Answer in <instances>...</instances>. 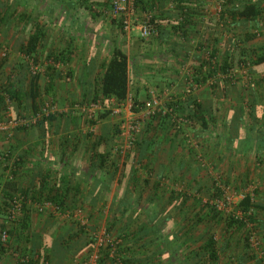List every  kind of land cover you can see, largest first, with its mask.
Here are the masks:
<instances>
[{"label":"rangeland","instance_id":"374dc122","mask_svg":"<svg viewBox=\"0 0 264 264\" xmlns=\"http://www.w3.org/2000/svg\"><path fill=\"white\" fill-rule=\"evenodd\" d=\"M1 1L3 2V6H5L6 3H14L13 0ZM46 1L47 0H25L19 8H22L23 12H26L32 18L35 17L39 24L44 28V31L47 34L44 41L46 49L50 48V46L56 50L63 49L64 45L68 42L69 33H71L74 40L70 50L73 51L75 56H69L71 61L68 63L53 62V60H51V64L54 63V73L56 71L59 75L55 77L54 74H49V76H51L49 78L45 67L49 65L50 62L44 58L45 54L40 57V67L37 70V73L39 74L37 84L40 87V96L37 101L38 104L36 113L32 108H30V106L26 107L25 102L20 103V100L18 101L19 104L17 101H14V103L7 102L4 105H0V123H6L11 118L25 120L28 123L27 126L8 128L7 132L0 131V156L9 154L8 160L3 161L2 167H4V163L6 162L11 165L14 159L21 158V160L18 161V170H13V168L9 166V168L14 171L12 175L18 189L30 187L33 190H37L39 187L37 174L34 177H28L30 172L28 169L31 167L28 163L33 164L32 166L34 168V172L37 169L35 173L40 171L42 174L49 175L50 182L55 181L57 177H59L58 175L61 174L58 173L56 165L53 164V159L52 162L51 159H49L51 158L49 155H47V159H49L48 161L44 160V158H40L38 155V149H42L43 145H45L46 147H44L48 149V154L55 155L53 154V151L57 153L62 152L61 149L63 142L59 144L60 148L54 150V148H50V146H57L52 143V138L48 139V136H46V133H51L53 131L55 125L54 122L56 120L60 121L61 116L69 115L72 119H75V124L73 123L72 125V130L75 132L74 140L81 134L87 135V139L90 141L98 135H103V133L107 135V132L109 134L111 131L114 135H117L119 139V125L123 120H127L132 117L130 116L128 110L122 109L120 114H116L113 112L116 107H104L99 101V106L97 108H91L89 105L94 103L92 102V93H95V89L92 90L91 87H89V93L87 94L88 97L82 100V92L78 90L79 86H75L76 89L72 88V86H74L76 81H81V74L85 71L88 57H90V59L93 58V61L95 62L94 66H97L98 72H94L93 74V76H95V73H99L98 65L110 58L109 50H105L111 49L112 45L116 44L121 47H127V45H129V47H127L128 51L135 55L136 51H139L138 48H136L137 46L139 47L136 42L140 45L142 43H149L148 40L145 42L141 41L138 30L135 29V25H133V27H131L132 29L128 32H124L120 27V21L116 18H112L108 9L106 11L100 10L102 7L100 9H95V6L92 4L90 7L92 9L94 8V10L85 13L83 20L85 28L83 31L81 29L75 32L78 25L76 19L71 23L74 24L73 26L70 24V26H68L69 28L65 29V25L67 23L66 16L69 14L75 16V11L77 10L76 7L70 9L67 4H64L61 8L55 10L54 15L50 16L45 10ZM203 1L206 4L205 15L208 18V20H206L208 25L205 28L212 30L215 33L214 35L218 37L216 39H218L220 43L219 51L222 53L224 48H226L230 43V41L227 40L230 33L234 49H237V45H239L238 48L248 46L253 49L256 45L264 41V17L261 22H256V24L253 25L240 24L237 29L235 24L228 25L224 22H217L221 11L220 0ZM169 2H173V0H169ZM262 4L264 5V2ZM63 7L66 12L63 11ZM136 11V18L138 19L136 23H139L143 16L141 6L136 5ZM43 13L44 16L42 15ZM91 13L94 15H91ZM49 18L53 20L52 23L46 22ZM198 22H201V20ZM199 26L200 24L196 27H192V31H196V28ZM16 28L17 27H15L14 22L7 21L4 24L3 22L0 23V83L2 85L6 84V79L10 78L12 83L16 86V89H18L17 91L19 94L22 95L24 90H27L30 79L32 78L31 74L33 75V73L31 68L24 70L22 66L25 59H23V56L19 52V46L20 43L24 41L26 34L24 33L25 35L21 36L20 31L15 32ZM188 29L191 28L188 27ZM179 32L182 33L183 31L180 30ZM253 34L256 35V40L252 38L250 41H246L243 44L241 41L238 43L235 40L236 38L237 41L238 39L242 40L241 36ZM92 41L96 46L101 45V47L104 48V51H98L96 53L95 50H92L88 53L91 55L88 56L84 48L85 45L90 46ZM205 47L206 46H204V55L208 58L211 47ZM3 53H5L4 57L2 56ZM215 60H220V58L216 56ZM70 64L74 67L73 76H69L68 74ZM256 68L260 70L261 76L264 77V64H261ZM187 69L189 70V73H191L192 70L189 67H187ZM246 71V68L237 67L229 72L228 77L231 78L234 83L231 90L223 87L224 85L222 86L219 83H216L213 88L212 84L217 79L216 76L211 79L208 84L203 85V87H195L192 85L193 90H191L188 94H190V96L194 99H199L202 104L205 105L204 101H202L203 96L198 95L200 92L214 96L216 99L210 103L212 108L214 107L212 111L214 116L211 118L210 131L208 134H202L200 125L193 122L191 123L189 118H186L184 115H180L178 113L176 115L177 117L183 118L184 116V119L187 121L186 123L179 125L181 127L179 132L181 134H178L179 136L177 137L174 135V127L177 129V124L174 127L168 126L159 129L156 119L142 118L140 115L141 112L139 111V115H137V117L140 116L141 119H144L141 131H144L145 129L147 130L144 131L143 137L151 138L155 141V143H158L153 148V154H151L149 159H147L145 157L141 158V154L139 152L136 153V155L132 152V148L124 155L119 154L116 150L113 152L111 148L108 150L109 152L111 151L112 158L116 161L114 165L117 167L115 175L113 177L108 176L112 177L111 193L116 194L117 191L123 192L125 184L127 181H130V187H127L129 185L126 187L128 191L131 190V202H134L135 199V202H139L141 207H148L151 205L153 207V205L155 206L157 203L160 204L164 214H166L169 219L166 226L170 228L171 232L179 230L177 237L181 245H184L183 248L181 247L179 255L183 254L188 256L190 250L199 249V247L203 244V238H205L206 233L209 232L214 234L217 242H223L225 240H221L219 238L222 236L226 238V241L229 243L228 245H232L227 252L220 253L218 262L216 263L229 264L232 260L239 258L244 253H248L243 240L245 229H252L253 233L258 231L257 229H253L251 225L243 229H231V227H228L226 219L229 215L239 213L237 208L240 201L239 195L251 192L255 185L260 187L261 191L258 192L257 196H254V199L264 202V180H260L261 174L264 175V160L263 162L258 161L251 151H247L239 155L229 152L226 148L228 144H226L227 142L225 138L222 140L210 138L212 135L216 134H222V136L225 135L226 130L224 128V124H222L223 117H226L224 121L227 123L229 116H231L232 113L230 110H232L236 104L235 101H240L242 106L245 104L247 105L248 99L245 95L248 97L252 96L256 103L258 102L260 103L259 105L264 107V85L258 81V78L252 81ZM136 72L137 71L135 69L130 75L131 89L128 94L131 97L134 95V89H132V87H134L133 84H137L135 80L137 77ZM142 72L144 71L141 70V73ZM35 73L34 75H36ZM52 77H54L53 81L50 80ZM141 79L143 81L137 84L139 87L141 85L143 88L150 90V85L152 84L153 86H151V88L155 92L157 87H155L156 85L154 86V79H151L150 77L148 78L146 74H142ZM166 79L162 81V91L168 93L172 100L182 102L181 92H185L184 95H186V91H173L174 88H172V82H170L169 79ZM21 82L24 83V86L20 85ZM204 86L205 89H203ZM64 88L66 89L64 90ZM69 89L74 91L78 90L75 91L74 98H71V100L65 97L59 98L62 94L69 93ZM162 91L158 92L157 95L161 96L160 100L162 106H164L165 94L162 95ZM151 95L152 94L147 95L149 98L146 99H150ZM146 99H142L140 102L142 103L143 101H147ZM246 107H249V105ZM44 108L46 109L45 112H43ZM108 111V114L105 116L102 115L104 112ZM60 113L62 115H59ZM222 114L224 115L222 116ZM47 115H55L53 122H44ZM147 125H149V127ZM21 127L25 130H21ZM238 127L240 128L241 125ZM37 130L42 132L45 138H41L39 135L38 137ZM28 132L31 133L28 134ZM255 134L257 133L255 132ZM28 137L33 139L29 142L30 146L26 147L29 150L25 148V145L29 140ZM105 139H107L106 136ZM121 141L122 140L120 139L118 140L117 146L121 143ZM32 146L33 148H30ZM99 150H105L103 143L98 147L97 151ZM61 157H59V159ZM259 159L264 158L261 157ZM182 162L184 164V168L180 170L179 164ZM2 167H0V185H3L7 176L11 175L9 169L7 170V168L4 169ZM131 169H134V177L130 176L132 171ZM72 180L76 181L73 178ZM218 189L219 191L221 190V192L217 193ZM86 190L90 191L91 195H94L92 188L90 186L87 187L85 184L83 190L84 193H86ZM171 191L174 194H177L172 200L169 198ZM111 193L108 196H110ZM179 194L185 195L184 200H186V203L182 202L183 197ZM34 196L37 197V195ZM107 200L108 198L103 205L98 203L96 210L91 214V216H88L89 211L86 210L81 213V218L84 220V223L81 224L79 222V224L85 225V231H87L89 235H95L96 242L94 245L86 246L84 242L86 240L88 241V238L80 234L81 236L78 239L75 238L76 241H73V243L70 244L68 248L69 250H62L60 252L62 259L55 264H83L86 261L85 258H88V256L94 252H97L100 257L107 251L109 258H112L113 256L115 257L114 249H121L123 245V243L120 244L121 239L126 238L125 236L130 234L132 236V234H136L137 231L143 229L145 219L143 217H139L138 214L132 217H125V219L122 217L117 220L116 218V222H118V224L113 228L108 227L107 224L111 225L112 215L108 216L109 218L104 221V214L102 213L103 209L105 211L108 207H111L110 201ZM36 205L37 204L31 205L32 228L36 229V231L42 232L44 230L47 234H51L52 237L58 233V236L66 239L68 234H71L75 231V229H77V220L72 216L73 211L60 210L59 213H54L51 209L47 208L39 213L35 208ZM209 205L214 207L220 213L219 217H216V219L212 217H205ZM4 217V215L0 216V224L5 223L10 228H16L13 223H10ZM262 226H264V221L261 227ZM149 237L150 238L139 240L137 243L138 247L142 244L144 245L148 243L147 241L151 239L152 236ZM255 237L258 244L254 247L251 246V248H253L255 253L257 252L260 254L259 252L262 249L263 244L258 238V232ZM237 238L238 242H236ZM7 241L8 244L13 245V241L11 239H8ZM46 242L47 240L45 243ZM25 243L26 242L21 240L17 245L19 248H23L26 245ZM147 245L148 246H146L144 250L147 249L146 252L149 255V253L155 249L156 243L153 241ZM7 247H5V256L8 255L10 259L20 258V253H15L13 255L11 249H8L10 247ZM74 247L77 249L76 253L73 252L75 251ZM140 248H138V251ZM70 251L75 253V255L73 253L69 254ZM249 254L251 253L249 252ZM5 256H3V258H5ZM136 257L141 258L140 253L136 254ZM70 258L73 259L70 260ZM158 260L162 262L163 258L159 256ZM153 263H156V261Z\"/></svg>","mask_w":264,"mask_h":264},{"label":"trees","instance_id":"16d2710c","mask_svg":"<svg viewBox=\"0 0 264 264\" xmlns=\"http://www.w3.org/2000/svg\"><path fill=\"white\" fill-rule=\"evenodd\" d=\"M13 1L14 3H6V5L3 6V2L0 0V23L3 22L4 24L7 21L14 22L15 27H17L15 32L20 31L21 36L26 34L25 38L23 37L24 41L20 43L19 46V52L23 56V59H25V62L22 63L24 70L28 68L30 69L31 66H37L39 69L40 57L45 54L44 58L50 62V64L45 67L48 78L51 77L49 74H54L55 77L58 76L59 73L56 71L54 73V63L51 64V60H53V62L63 63H68L71 61L69 56L71 54L70 49L74 40L71 33H69L68 42L66 45H64L63 49L55 50L51 48V46L50 48L46 49L44 41L47 37V34L45 33L44 28L39 24L35 17L32 18L29 14L23 12L22 8H19L25 0ZM167 1L169 0H136L135 3L136 5L141 6V10L144 13L152 11L151 9L155 4H164L167 3ZM188 1L189 0H173V3L177 2L178 4L182 3V5H186L188 4ZM109 2L110 0H47L45 2V10L51 16L55 14V10H58L64 4H67L68 8L70 9L76 7L77 10L75 11V16L71 14L67 15V23L65 25V29L69 28L68 26H70L73 20L76 19L78 23L75 29L76 32L81 29L83 31L85 28V23L83 22L85 13L94 10V8L92 9L90 7L91 4L95 6V9H100L102 7L100 10L106 11L108 9ZM263 2L264 0H220L221 11L219 19L222 21L232 22L236 25L237 29L238 25L240 24H256V22H261L264 17ZM185 7L186 6H184V9L181 10V14L184 17H181V19L175 25H172V28L176 31L183 30L185 24H188V18H192V12L194 11ZM62 9L64 12H66L64 7ZM42 15L44 16V13ZM91 15L94 14L91 13ZM153 18L154 16H152V25L153 28H155ZM52 21L53 20L51 18L46 20V22L49 23H52ZM172 22L173 21L169 20L170 25ZM71 25L73 26L74 24ZM120 27L122 29L121 24ZM255 37L256 35L253 34L241 36L242 40L238 39L237 41V38L235 40L238 43L241 41L243 44L246 41H250L252 38L256 40ZM204 46H206L205 48L211 47L208 41H206ZM237 46L239 47V45ZM238 47L237 49H234L232 45L231 52L220 60H215L216 55L214 50L211 48L209 57L202 59L198 63L199 67H195L191 71L189 76L192 85L195 87H203V85L208 84L209 81L216 76L217 79L212 84L213 88L215 87L216 83H219L222 86L224 85L223 87L231 90L234 83L232 79L228 77L229 72L237 67L246 68V73L249 75L252 81L258 78V81L264 85V77L261 76L260 70L256 68L257 66L264 64V41L256 45V47L253 49L248 46H243L242 48ZM109 54V60L107 62H101L98 65L99 73H95L96 75L93 78L94 82L89 83L88 86H93L91 87L92 90L95 89V93H92V102L95 103L99 101L104 107H119L127 99L129 93L130 75L136 69V67L134 66V63L132 64V61H130L127 53L121 46L116 44L112 45ZM91 61L92 59L89 60L88 66L93 67L95 62ZM93 68L96 69L95 66ZM35 74L36 75L31 74L32 78L30 79L29 86L27 90H24L22 95L19 94L17 91L18 89H16V86L12 83L10 78L6 79V84L2 85L0 83V105H4L7 102L14 103V101L18 102L20 100V103L25 102L26 107L30 106V108H32L36 113L38 104L37 101L38 97L40 96V87L37 84L39 74L37 72ZM68 74L70 76L71 72L68 71ZM218 75H220L221 78L218 77ZM83 76L84 78L86 77L82 74V77ZM53 78L54 77H52L50 80L53 81ZM20 85L24 86V83L21 82ZM88 93L89 89H86L85 87L81 93L82 100L88 97ZM245 96L248 99L245 100L248 101L247 105H249V107H246V104L242 106L238 100L235 101L236 104L232 110H230L232 113L231 116H229L227 123L224 121L226 117H223L222 124H224V128L226 130L225 135L222 136V134H216L212 135L210 138H217L220 140L225 138L227 142L226 144H230L231 148L238 151V153L241 151L247 152L252 150L258 161L263 162L264 159L259 158H264V107L259 105L260 103H256L252 96ZM131 101L133 105L131 109L132 112H139L140 107H142L143 104L136 99L135 95L131 97ZM204 103L205 105L196 99L184 102L174 100V102L166 104V107L171 106L174 113H179L180 115H184L186 118H189L191 123L193 122L200 125L202 134H208L210 131L211 118L214 116L212 114L214 107L212 108L210 103L208 104L205 101ZM108 113L109 111L104 112L102 115L105 116ZM59 115L62 114L60 113ZM223 115L224 114H222V116ZM184 116L183 118H185ZM54 118L55 115H47L44 122L49 121L51 123L53 122ZM152 119L157 120V126L159 129L168 126L174 127L176 125V123L170 122V116L168 115L163 117L158 115ZM239 125H241L240 128L238 127ZM147 126L149 127V125ZM20 129L23 130L24 128L21 127ZM179 129H181L179 125L177 126V129L174 127V135L177 137L181 134ZM144 131H140V133L137 135L135 143L132 147V152L135 154L139 152L141 154V158L145 157L149 159V156L153 154V148L157 145V143H155V141L152 139L143 137ZM255 132L257 134H255ZM103 139H105V137H99V140L95 141L98 143L94 146V150L95 147L98 148L101 145ZM8 157L9 154L0 156V167L3 166V161L8 160ZM19 160H21V158L14 159L11 165L6 162L4 163V167H2L4 169L7 168V170L9 169L11 175L7 176V179L3 185H0V216L4 215V218H6V220H8L10 223H13L16 228H10L5 223L0 224V260L3 258V256H5V247L8 246L10 248H7L11 249L13 255L15 253H20L18 264H55L60 259H62L60 252L62 250H69L68 248L70 244L73 243V241L75 242V238L78 239L81 236L80 234L88 238V241L86 240L84 242L86 246L94 245L96 242L95 235H89V233L85 231V225H80L79 221H76L77 229H75V231L71 234H68L66 239L58 236V233L52 237L51 234H47L44 230L42 232L36 231V229L32 228L31 205H43L44 203H49L50 205L59 208V210L64 211L79 210L82 213V211L86 210L89 211L88 216H91V214L96 210L98 203L103 205L104 201H102L103 199L101 196L111 193L112 177L117 172V167L114 165L116 161L112 158L111 151L109 152L107 150L104 152L99 150L93 152L90 164L85 171L81 173V171H76L77 169H72L71 171L59 174V177H57L55 181L50 182V176L42 174L39 171L37 173V180L39 183L37 190H33L30 187H25L23 189L17 188L12 174L14 169H19ZM44 160L48 161L49 159L44 158ZM60 162H64L63 156L57 162L53 160V164L55 165ZM9 166H11L13 170L10 169ZM111 167L112 169L110 170ZM183 168L184 164L182 162L179 164V169L182 170ZM81 174L85 175V179H81V181H83L85 184H88V187L90 186L92 188L94 195H91L90 191L87 190L86 193H84V196H82V189L79 182H75L73 185H71L72 179L70 175L78 176ZM130 176H135L134 169L131 171ZM262 179L264 180L263 174L260 176V180ZM129 183L131 182L127 181L123 192L117 191L116 194H113V198L115 199L113 202L116 204L115 208L123 218L124 216L132 217L137 210H142L144 212L143 216L145 219L144 227L140 231H137L136 234H132V236L130 234L125 236L126 238L121 239L120 244L123 243V245L121 249H114L115 257L113 256L112 258H109L107 255L108 252L106 251L102 256H98L96 264H216L218 262L220 253L227 252V250L231 248L232 245H228L229 243L226 241V238L221 236L219 238L221 240H225L223 242H217L214 234L207 232L205 238H203V244L199 247V249L190 250L188 256L183 254L179 255L181 247L183 248L184 246L181 245L177 237L179 230L171 232L170 228L166 226L169 219L167 215L164 214L160 204L157 203L155 206L153 205V207L152 205L148 207H141L139 202H131V190L128 191L127 189V187H130L131 185ZM259 191H261V188L255 185L251 194H246L245 197L239 201L237 208L241 214V219L235 218L232 214L228 216L226 222L228 227H231V229H243L248 227L247 224L251 225L253 229H257L258 238L263 244V247L259 252L260 254L254 252L249 243V236L252 232V229L246 228L243 240L245 242V247H247L248 253H244L239 258L232 260L229 264H249L251 262V264H264V226L261 227L264 221V202L254 199V196H257ZM219 192H221V190L219 191L218 189L217 193ZM34 195H37V197ZM171 195L169 196V198H171L170 200H172L173 197L175 198L177 194H174L171 191ZM179 195L183 197L182 202L186 203V200H184L185 195ZM15 203L19 204V210L17 215L14 218H11L10 210L13 208ZM219 214L220 213L214 207L209 205L205 217H212L216 219V217H219ZM116 218L117 217L113 214L111 216V225L107 224V226L110 228L115 227L118 224V222H116ZM2 232H5L7 235L5 241H1ZM257 232H254V235H256ZM149 236H152V238L147 242L150 244L154 241L156 243V247L148 255L146 252L147 249L144 250V248L148 246V243L144 245L142 244L140 246L141 248L138 247L137 243L139 240H143L144 238H150ZM8 239L13 241V245L8 244ZM21 240L26 242V245L23 248H19L17 245ZM46 240L47 242L45 243ZM236 242H238V238ZM74 248L75 251L73 252L76 253L77 249L76 247ZM138 248H140L139 251ZM73 252L70 251L69 254H72ZM249 252L251 254H249ZM75 253L73 254L75 255ZM138 253H140L141 258L136 257V254ZM159 256L163 258L162 262L158 260ZM71 259L73 258H70V260ZM155 261L156 263H153Z\"/></svg>","mask_w":264,"mask_h":264},{"label":"crops","instance_id":"0c3cea01","mask_svg":"<svg viewBox=\"0 0 264 264\" xmlns=\"http://www.w3.org/2000/svg\"><path fill=\"white\" fill-rule=\"evenodd\" d=\"M189 1H188V4H186V5H182V3L178 4L177 2L173 3V2H169V1H167V3H164V4L163 3L155 4L151 9L152 11H149V12L152 14V16H154V18H153L154 19V27H155L154 29L156 31V34L151 36L148 39L149 43H146V44L142 43L140 45L139 43L136 42V44L139 45V47L137 45H135V46H137L136 48H138L139 51H136L135 55L131 54V52L128 51L127 47H129V45H127V47H124V46L122 47L124 49V51L127 53L130 61H132V64L134 63V66L136 67V71H137L136 76L137 77L135 78V80H136L137 84H139L141 81H143L141 79V75L146 74L148 76V78L150 77L151 79H154V82H155L154 86L156 85L155 87H157L156 88L157 91L155 90V92H154V90L151 88V86H153L152 84L150 85V90H149L147 88H143L141 85L139 87V85L132 83L134 86V87H132V89H134V95L136 96V99L139 102L142 99L149 98V97H147V95H149V94H152L151 97H158L160 99L161 96L157 95V93L162 91L163 87L161 84H163L162 81L165 80L166 78L169 79L170 82H172L171 84L173 86L172 85L171 86H172V88H174L173 91H177V90H179V91L185 90L186 91V95H184L185 92L184 93L181 92L182 102L194 99L190 96V94H188L191 92V90H193V88H192L193 86H192V83H191V80L189 77L190 73H189V70L187 69V67H189L191 70H193L195 67H199L198 63L202 59H206V57L204 55V45H205L206 41H208V43L211 45V48L214 50L215 55L217 57H219L220 59L225 57L228 53L231 52V45H232L231 33H230L229 37L226 36L227 40L230 41V43L227 45V47H226L227 49L224 48V51L222 53L221 51H219L220 43H219L218 39H216L218 37L216 35H214L215 33L212 30L205 28L208 25L206 22V20H208V18L205 15L206 4L204 3V1H200V0H198V1L189 0ZM184 6H186L185 8L192 10L194 12H192L193 13L192 18H190V17L188 18V22H187L188 24H185V27L182 30L183 32L180 33L178 30L177 31L174 30L172 28V25H175L181 19V17H184L181 14V10L184 9L183 8ZM169 20L173 21L171 25L169 23ZM200 20H201V22H198ZM217 22H219V23L224 22L228 25L233 24L232 22H229V21H222L219 18H218ZM194 24H196V25H194ZM199 24H200V26L198 28H196V31L195 30L192 31V27H196ZM212 24H214V23H212ZM219 26H220V24H219ZM188 27H190L191 29H188ZM135 29H136V27H135ZM197 30H199V31H197ZM204 34H206V35H204ZM84 49L87 52L88 56L91 55L88 53H90L92 50L93 51L95 50L96 53L98 51L99 52L104 51V48L101 47V45L96 46L95 44H93V41H92L90 46L85 45ZM108 50L110 51V49H106L105 51H108ZM70 56H73V57L75 56L73 51H71ZM91 59H92V61L94 60L93 58H91ZM91 59H90V57L87 58V66L85 67V71H83V75H85L86 77L84 78V76L83 77L80 76L81 81L80 82L76 81L74 86H72V88L76 89L75 86L78 85L79 86L78 90H80V92H82V90H84L85 87H86V89H88V87H90V86H88V84L94 82L93 81L94 72H98L97 66H95L96 69L93 68L95 64L94 65L92 64L93 67L88 66L89 65L88 62ZM108 60L109 59H107L105 62H107ZM73 70H74V67L72 66V64H70L69 72H71V75H74ZM141 70L144 72L141 73ZM139 74H140V76H139ZM138 76H139V78H138ZM218 77H220V75H218ZM85 79H86V82H85ZM130 84H131V82H129V91L131 89ZM91 87H93V86H91ZM65 89L66 88H64V90ZM203 89H205V86ZM78 90H75V91H78ZM53 91H54V88H53ZM75 91L69 89V91H68L69 93L62 94V96H60L59 98L65 97V98H69V100H71V98L75 97ZM64 92H66V91H64ZM163 94H165L164 91H162V95ZM198 95L203 96L202 101H205L208 104L211 103L212 101L216 100L214 96L207 95V93L203 94V92L202 93L200 92V94H198ZM196 100L200 101L199 99H196ZM137 114L138 113H136V115ZM60 118H61L60 121L56 120L54 122L55 125L53 128V131L51 133H46V136H48V139L52 138V143L57 146V147H54V146L51 147L50 146V148H54V150L57 148H60L59 144L61 142H63L62 143L63 146L61 149L62 152L57 153V152L53 151V154H55V155L48 154L47 153L48 149L45 148L46 147L45 145L42 146V149H38V152H39L38 155L40 158H48L47 155H49L51 157L49 159H51V160L53 159L54 161L57 162V161H59V157H61V156L64 157V162L63 163H61V162L57 163V165H56L58 173L62 174V173H65L67 170L71 171L72 169H77L76 171H81V173L83 171H85L87 169L88 165L90 164V160L92 158V153L98 150L97 147H95V150H94V146L98 143L95 141L99 140V137H105V136L107 137V139H103V141H102L103 146L105 147L104 152L109 150L110 148L114 152V150L117 148L118 140L120 138L118 139L117 135H114L112 133V131L109 132V134L107 132V135H105L103 133V135H105V136L98 135L97 137H95L93 140H90V141H88L87 135H81V134L78 136V138H76L74 140V137H75L74 133L75 132H74V130H72L73 129L72 125H73V123L75 124V119H72L69 115H64V116H61ZM37 131H38L37 136L39 135L41 138H45V136L43 135L42 132H40L39 130H37ZM30 133L31 132H28V134H30ZM88 136H90V135H88ZM26 139H27V137H26ZM28 139L29 140L27 141L28 143L25 145V148L30 146L29 142H31L33 140L30 137H28ZM148 139H151V138H148ZM157 142H158V140H157ZM30 148H33V146ZM226 148H227V150H229V152H232L234 154L238 153V151L231 148V145H228ZM27 150H29V149H27ZM249 151L253 152L252 150H249ZM243 153H245V152L241 151L240 153H238V155L243 154ZM28 164H30L29 166H31L28 169L30 171L28 174L29 175L28 177H32V176L34 177L38 173V172L35 173L37 169L34 172V168L32 166L33 164H31V163H28ZM75 175L74 176L70 175L71 179L73 178L76 180V181L72 180L71 185H73L75 182L76 183L79 182L80 187L82 189V196H84L83 190H84L85 183L83 181H81V179L84 180L85 175L84 174H81L78 176H75ZM86 185L88 187V184H86ZM108 195L109 194H107L105 196H101L103 199L102 201H104V204H105L106 199L108 198L107 201H110V205H111V207H108L107 210H105V211H104V209L102 210V213L104 214V216H103L104 221H106L107 218H109L108 216H111L113 214L118 219H121L122 215L117 210L115 211L116 204L113 202L115 200L113 198V194L111 193L110 196H108ZM112 202H113V204H112ZM134 202H135V199H134ZM137 214L139 215V217L144 218V216H143L144 212L142 210H137L134 215H137ZM125 217H127V216H124L123 219H125ZM18 262H19L18 259H10L8 257V255H6L5 258H2L0 260V264H18Z\"/></svg>","mask_w":264,"mask_h":264},{"label":"built area","instance_id":"2783aa9c","mask_svg":"<svg viewBox=\"0 0 264 264\" xmlns=\"http://www.w3.org/2000/svg\"><path fill=\"white\" fill-rule=\"evenodd\" d=\"M136 0H110L109 5H108V11L110 13V16L112 18H116L120 21V24L122 26V30L124 32H128L133 25H135L136 29L138 30L139 33V38L141 41L145 42L148 40L151 36L156 34L155 29L153 28L152 25V14L148 12H144L142 19L139 23H136L138 20L136 18ZM220 10V8H219ZM145 44V43H144ZM2 56H5V53L2 54ZM32 70V73L34 74L37 72L38 67L31 66L30 67ZM168 95V93L165 92V97H164V106H162L161 100L157 97H151L147 101H143L142 104L143 106L140 107V115L142 118H153L157 117L160 115L161 117L168 115L170 116V122L171 123H176L177 125H182L183 123H186V119L182 117H177V113L173 112V108L166 107V104L174 102L172 98ZM112 102V100H111ZM99 103H92L89 105L91 108H97ZM132 101H131V96L128 94L127 99L125 100L124 103H122L119 107H116L115 110H113L114 113L120 114L122 109L128 110L131 118L127 120H123L121 124L118 127L119 131V138L121 143L117 146L115 149L119 154L124 155L126 152L131 150L133 147L135 140L137 138V135L141 131V126L144 123V119H141L139 113L136 115V113L132 112ZM45 108L43 109V112H45ZM140 118V119H139ZM28 123L25 120H19V119H13L11 118L8 120L6 123H0V131L7 132L8 128H16L18 126H27ZM252 192V191H251ZM251 192L246 193V194H251ZM246 194H240L239 199H243ZM35 208L37 209L38 212H42L45 209L49 208L51 209L54 213H59V208L50 205L49 203H44L43 205H36ZM19 210V204L15 203L13 208L10 210V216L11 218H14ZM72 216L79 221L81 224L84 223V220L81 218V212L79 210H75L72 213ZM235 218H242L240 213L233 214ZM249 226V224H247ZM6 233L2 232L1 233V241L6 240ZM249 243L250 246L254 247L258 244L257 239L254 235L253 232H251L249 236ZM98 260V253L94 252L91 253L86 261L83 264H96Z\"/></svg>","mask_w":264,"mask_h":264}]
</instances>
